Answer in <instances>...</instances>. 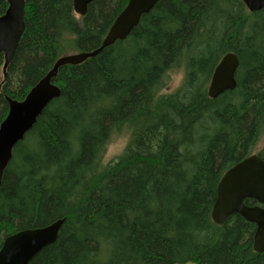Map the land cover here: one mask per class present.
Wrapping results in <instances>:
<instances>
[{
	"label": "trees",
	"instance_id": "obj_1",
	"mask_svg": "<svg viewBox=\"0 0 264 264\" xmlns=\"http://www.w3.org/2000/svg\"><path fill=\"white\" fill-rule=\"evenodd\" d=\"M128 0H95L77 17L72 0H25V30L2 73L22 101L67 52L99 47ZM7 8L0 0V15ZM236 54V87L209 99L220 58ZM183 68L182 85L160 95ZM61 90L12 152L0 186L5 237L65 219L56 242L29 264H264L255 226L210 218L223 173L264 136V9L240 0H160L130 36L78 66L59 69ZM130 129L123 155L101 159ZM255 155L264 161V145ZM247 206L256 203L246 200Z\"/></svg>",
	"mask_w": 264,
	"mask_h": 264
},
{
	"label": "water",
	"instance_id": "obj_2",
	"mask_svg": "<svg viewBox=\"0 0 264 264\" xmlns=\"http://www.w3.org/2000/svg\"><path fill=\"white\" fill-rule=\"evenodd\" d=\"M95 0H72L77 17L87 13ZM160 0H128L116 16L98 48L60 56L52 68L31 87L22 101L5 96L8 106L6 117L0 123V186L3 175L12 160L13 149L32 130L37 119L51 102L61 95L60 88L53 83L60 68L78 66L95 58L103 50L117 42L126 40L137 27L141 18L153 10ZM249 13L264 9V0H240ZM7 8L0 15V55L3 56L2 73L11 64L20 39L24 33L25 0H6ZM239 66L236 54L228 52L215 66L208 82L206 94L216 99L236 87L235 74ZM1 89V86H0ZM246 200L256 203L247 206ZM238 215L255 226L253 252H264V161L253 154L227 169L216 188V197L210 218L216 226H222L227 218ZM65 219L47 226L21 230L3 240L0 248V264H29L45 247L56 242Z\"/></svg>",
	"mask_w": 264,
	"mask_h": 264
},
{
	"label": "rangeland",
	"instance_id": "obj_3",
	"mask_svg": "<svg viewBox=\"0 0 264 264\" xmlns=\"http://www.w3.org/2000/svg\"><path fill=\"white\" fill-rule=\"evenodd\" d=\"M73 53L76 52H67L63 55L73 54ZM183 79H184V71L182 67L170 71L164 79V85L160 91V95H165L176 91L182 85ZM1 80L2 79L0 77V83ZM207 86L208 84L206 85V89ZM129 139H130L129 128L125 127L122 128L120 131L115 132L112 135V138L110 139V142L106 147L105 153L101 159V165L105 166L119 159L123 155V152L129 142ZM263 145H264V136L259 141L253 153L256 154L259 150H261Z\"/></svg>",
	"mask_w": 264,
	"mask_h": 264
}]
</instances>
